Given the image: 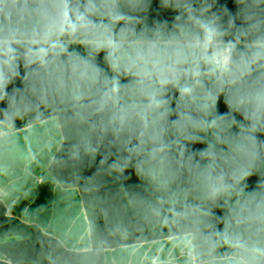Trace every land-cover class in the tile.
Returning a JSON list of instances; mask_svg holds the SVG:
<instances>
[{"label": "clouds", "instance_id": "clouds-1", "mask_svg": "<svg viewBox=\"0 0 264 264\" xmlns=\"http://www.w3.org/2000/svg\"><path fill=\"white\" fill-rule=\"evenodd\" d=\"M232 6L0 0V205L47 182L92 208L87 243L41 232L8 264H115L153 235L173 249L139 264H264V0Z\"/></svg>", "mask_w": 264, "mask_h": 264}, {"label": "crops", "instance_id": "crops-1", "mask_svg": "<svg viewBox=\"0 0 264 264\" xmlns=\"http://www.w3.org/2000/svg\"><path fill=\"white\" fill-rule=\"evenodd\" d=\"M21 143L23 144L24 141ZM36 172L39 175L40 170L37 169ZM25 207L29 209L28 216L23 213ZM8 216L26 224L35 225L45 234L50 230L53 234L60 232L66 244L82 245L87 243L91 236L83 198L76 196L74 199L71 197L60 199V194L52 189L47 182L37 185L32 196L14 206ZM149 247L152 248L153 252L160 248L162 255H167L169 250L173 249V242L170 240L161 241L153 236L149 238L147 243L142 244L139 250L133 246L124 252L115 253L113 255L115 264H139L140 253ZM174 250L179 255V247ZM69 251L79 252L82 249L70 247Z\"/></svg>", "mask_w": 264, "mask_h": 264}, {"label": "trees", "instance_id": "trees-1", "mask_svg": "<svg viewBox=\"0 0 264 264\" xmlns=\"http://www.w3.org/2000/svg\"><path fill=\"white\" fill-rule=\"evenodd\" d=\"M157 3H158V0H153V9L151 10L150 16L155 17V18H159V19H168L169 21H171L172 17L174 16V13L171 12L170 10L159 9L157 7ZM220 3L221 4L227 3L230 8L233 7L232 6V0H220ZM149 22H151V19ZM226 110H227L226 107L223 105V103H221L220 111L223 113ZM194 147L203 148L204 145L197 144ZM85 174H90V172H86ZM252 182L253 181H250V183H252ZM83 201H84L85 210H86V213H87V216L89 219V224H90V215L92 213V208H91L90 204L84 198H83ZM0 220L10 222L13 225H15V227L18 228V232H15V233L10 234V235L19 236L20 239L12 242L11 245L20 246L19 250L25 249L28 251L29 250L30 251H33V250L34 251H40V244L43 243V241H39L38 237L42 231L37 226L32 225V224L29 225V224L23 223L16 218H12L9 216L6 217L3 205H0ZM90 229H91V224H90ZM31 235L33 238H31ZM6 236H9V234H4V233L0 232V238L6 237ZM18 241H20V242H18ZM8 244L9 243H0V252L7 254V250L5 249V247H7ZM71 253H73V251H69L70 255H71ZM9 257L12 259H16L13 256H9Z\"/></svg>", "mask_w": 264, "mask_h": 264}, {"label": "rangeland", "instance_id": "rangeland-1", "mask_svg": "<svg viewBox=\"0 0 264 264\" xmlns=\"http://www.w3.org/2000/svg\"><path fill=\"white\" fill-rule=\"evenodd\" d=\"M0 232L4 234H9V236L1 238V243H9V244L7 247H5V249L7 250V254L0 252V264H8V261L10 259L9 256H13L15 258L24 256L28 260H31V259H34L38 255L39 251H34V250L28 251L25 249L19 250L20 246L11 245L12 242L20 239L19 236L10 235L15 232H18V228L15 227V225H13L12 223L0 220ZM31 238H33L32 235H31Z\"/></svg>", "mask_w": 264, "mask_h": 264}]
</instances>
